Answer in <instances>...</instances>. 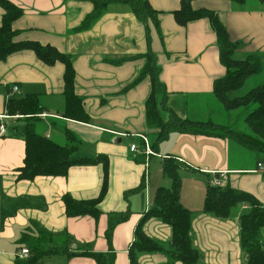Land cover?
<instances>
[{
	"label": "crops",
	"instance_id": "crops-1",
	"mask_svg": "<svg viewBox=\"0 0 264 264\" xmlns=\"http://www.w3.org/2000/svg\"><path fill=\"white\" fill-rule=\"evenodd\" d=\"M7 1L23 12L12 25L17 32L15 41L48 45L71 57L75 94L83 101L90 122L61 117V64L46 66L28 50L0 62V126L4 128L0 133V264L27 260L30 251L27 258H22L20 251L30 250L31 242L38 238L46 251L58 252L39 264H96L83 255L89 253H112L113 264H130L128 251L136 240L139 224L152 208L156 190L170 187L161 170L162 160L167 157H173L181 166L177 172L181 181L179 202L192 213V246L201 255L198 264H246L239 242V218L247 206L236 207L226 219L203 214L206 181L219 178L221 186L249 193L264 205V163H259L255 152L226 138L172 132L153 149L158 130L149 127L145 118L150 78L135 84L150 61L145 57L151 55L164 93L158 94L157 100L162 102L166 96L164 105L178 118L213 122L211 118H200L208 104L216 106L218 115L227 114L212 94L213 82L223 78L226 70L220 64L216 37L208 21L181 27L171 14L179 8L180 0H147L161 12L158 31L140 22L123 4L109 5L88 28L81 29L93 11L91 0ZM256 2L247 7L246 2L236 5L226 0H197L192 8L218 16L231 41L238 44L234 60L253 57L264 62V3ZM2 16L0 8V24ZM262 75L247 79L243 92L264 85ZM250 82L253 88L248 87ZM27 95L39 96L45 109L34 123L37 135L63 144L69 133L81 141V146H87L78 154L80 157H107V190L98 205L97 218L68 217L63 198L97 199L103 181L101 165L73 166L65 177L18 179L17 170L25 156L22 133L26 118L8 116L5 103L10 97ZM161 117L168 119V112L162 108ZM140 136L146 137L157 157L146 160L144 155L129 152L131 143L141 145ZM124 139L131 142L124 146ZM120 215L127 217L114 227L109 245L105 236L109 217ZM141 230L166 249L138 254L137 264H180L171 258V228L167 224L148 219L141 223ZM263 242L264 237L260 238Z\"/></svg>",
	"mask_w": 264,
	"mask_h": 264
},
{
	"label": "trees",
	"instance_id": "trees-1",
	"mask_svg": "<svg viewBox=\"0 0 264 264\" xmlns=\"http://www.w3.org/2000/svg\"><path fill=\"white\" fill-rule=\"evenodd\" d=\"M197 0H180L179 8L171 14L177 25L183 27L188 23L207 20L213 30L219 51L220 64L225 68L226 75L213 82L212 94L218 100L226 113H235L239 110L254 108L244 117L247 132H239L231 126H222L211 121L197 122L178 118L157 100L158 94L164 95L162 86L158 82V68L153 66L154 57L147 55L150 61L146 63L135 84L146 77L150 78L151 89L145 102V118L147 125L158 133L155 136L156 144L176 132L179 134L199 135L211 138L228 139L242 148L264 155V85L256 87L243 95H235L240 91L246 80L256 75L264 74V62L260 59L247 57L243 60H234L238 44L231 41L228 32L220 22L218 16L209 10H194L192 3ZM236 5H244L246 0H226ZM264 3V0H257ZM93 11L82 22L81 29H86L104 10L113 4L128 5L135 17L143 24H151L156 31L159 30V15L147 0H91ZM3 16L0 24V62L8 56L21 51H32L46 66L57 63L64 67L63 73V98L64 106L61 117L78 123L88 124L90 118L84 110L83 101L75 94V72L71 57L59 52L53 47L42 46L36 42H17V32L13 30V23L19 19L23 12L7 0H0ZM134 84V83H133ZM161 108L168 112V119L161 117ZM6 113L10 117L26 118V128L22 133L25 144V156L22 167L18 172V179L31 181L36 177H65L73 166L101 165L103 181L97 199L91 201H75L70 197L63 198L65 213L68 217L90 216L97 218L98 205L106 193L108 179V159L99 156L93 159L83 158L78 155L81 141L72 134L66 133V142L59 144L45 137L39 136L34 131L37 115L45 111L41 107L37 95H27L24 98L10 97L5 103ZM259 163L264 159L259 158ZM180 164L173 157L162 160L161 170L164 178L170 181V187H159L152 203V208L145 214L143 221L157 219L171 228L170 247L171 258L180 264H198L201 255L192 246L191 218L192 213L185 209L179 202L181 181L178 176ZM218 177V176H214ZM219 179V178H217ZM206 192L202 205V213L218 219H226L238 206H247V210L239 218V242L245 252L246 264H264V249L260 243V233L264 228V205L253 195L233 189L229 185L212 186L210 180L206 181ZM133 193V192H130ZM126 194L125 197H128ZM127 215L109 217L106 239L111 242L114 227L125 220ZM141 222V223H142ZM141 223L135 232V242L128 251L130 264H137V256L142 253L165 252V247L148 238L141 230ZM30 256L18 264H39L42 259L57 255L58 252L46 251L41 238L33 240ZM92 258L96 264H113V255L83 254Z\"/></svg>",
	"mask_w": 264,
	"mask_h": 264
},
{
	"label": "rangeland",
	"instance_id": "rangeland-1",
	"mask_svg": "<svg viewBox=\"0 0 264 264\" xmlns=\"http://www.w3.org/2000/svg\"><path fill=\"white\" fill-rule=\"evenodd\" d=\"M256 1L257 0H246L247 7H250V5H252V3H257ZM162 38H163V36H162ZM263 77L264 76L262 75V78ZM253 84H254L253 82H250V84H248L249 85L248 87L253 88V86H255ZM246 87L244 86L235 95L245 94V92H243V91L245 90ZM214 107L215 108H213L210 104H208L205 108V111L200 113L201 114L200 118H211L215 124H223L225 122H233L231 127H233L234 130L239 131V132H247L248 131L246 125L244 124V117L248 112H250L254 108L253 106H251L249 108V110H245V111L239 110L235 113H227V114L224 113L221 115L217 114V112L215 111V110H217V108L215 105H214ZM223 115H225V116H223ZM231 115H233V116H231ZM150 140L153 141L154 138H150ZM124 142H125L124 143V146H125L126 142L129 143L131 141H129V139H124ZM86 148H87V146H85V145L80 146L78 154H81L83 151H85ZM255 155L257 157L259 156L260 158L264 159V155H262V154L255 153ZM263 237H264V229H262L261 233H260V238L263 239ZM165 249H166V246H165Z\"/></svg>",
	"mask_w": 264,
	"mask_h": 264
},
{
	"label": "built area",
	"instance_id": "built-area-1",
	"mask_svg": "<svg viewBox=\"0 0 264 264\" xmlns=\"http://www.w3.org/2000/svg\"><path fill=\"white\" fill-rule=\"evenodd\" d=\"M13 90L15 91L17 89L14 87ZM41 116H43V114ZM3 132H4L3 126H0V133H3ZM140 141H141L140 146L136 145L135 143H131L129 145V152L130 153L139 154L141 156L144 155L143 157L146 160H148V157H150V156H156L157 157V155L153 151H151L146 137L140 136ZM258 166H260V165H258ZM210 184L212 186H220V182L218 181V179H213L212 181H210ZM262 248L264 249V242L262 243ZM20 255L22 258H27L29 255V250L28 249H21Z\"/></svg>",
	"mask_w": 264,
	"mask_h": 264
}]
</instances>
